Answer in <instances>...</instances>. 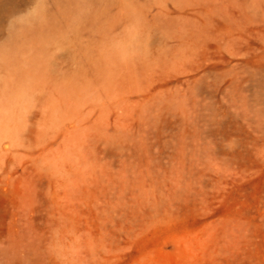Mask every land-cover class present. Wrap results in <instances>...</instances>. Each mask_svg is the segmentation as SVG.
<instances>
[{
	"label": "rangeland",
	"instance_id": "obj_1",
	"mask_svg": "<svg viewBox=\"0 0 264 264\" xmlns=\"http://www.w3.org/2000/svg\"><path fill=\"white\" fill-rule=\"evenodd\" d=\"M0 264H264V0H0Z\"/></svg>",
	"mask_w": 264,
	"mask_h": 264
}]
</instances>
